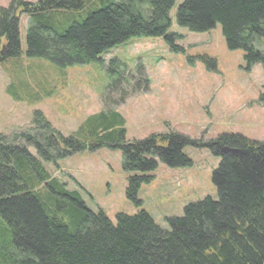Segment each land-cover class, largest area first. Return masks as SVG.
<instances>
[{"label":"trees","instance_id":"trees-1","mask_svg":"<svg viewBox=\"0 0 264 264\" xmlns=\"http://www.w3.org/2000/svg\"><path fill=\"white\" fill-rule=\"evenodd\" d=\"M174 2L11 0L0 8V65L20 55L18 14L31 20L26 54L61 67L98 62L102 53L134 37H162L177 51L176 35L169 32ZM175 22L192 33L219 25L229 50L242 51L248 65L264 69V0H184ZM112 64L120 97L110 102L106 95L103 101L115 107L138 90L129 86L125 69ZM142 81L144 89L148 80ZM112 108L104 106L66 136L38 111L29 128L9 137L0 133V264H264V141L223 133L202 142L165 133L126 142L125 122ZM103 146L121 152L129 175L125 194L135 205L139 187L158 163L188 167L183 148H206L220 160L212 173L217 199L186 205L182 216L165 219L167 230L145 211L118 214L113 224L45 167Z\"/></svg>","mask_w":264,"mask_h":264},{"label":"rangeland","instance_id":"rangeland-1","mask_svg":"<svg viewBox=\"0 0 264 264\" xmlns=\"http://www.w3.org/2000/svg\"><path fill=\"white\" fill-rule=\"evenodd\" d=\"M11 0H0L7 8ZM35 3L37 0H21ZM184 0H175L170 11L169 32L176 35L173 51L162 37H134L100 55V61L61 67L44 57L26 54V36L31 20L19 17L20 55L0 65V133L11 136L30 127L33 112H40L62 135L77 131L90 115L109 106L124 120V140H143L165 133L190 141L206 142L223 133L240 134L264 141V69L248 65L240 50L226 47L221 28L192 33L175 22V12ZM5 40L0 41V48ZM130 78V94L118 106L103 98L120 97L117 68ZM112 69L110 74L108 69ZM148 80L143 89L142 80ZM114 85L107 92V85ZM121 88H125L122 82ZM129 88V87H128ZM35 155V150L29 148ZM191 165L169 168L158 163L141 184L138 205L125 194L128 174L122 169L118 149L100 147L46 163L50 174L70 191H77L86 207L101 211L115 224L116 215L132 216L145 211L162 229L166 218L180 217L186 205L217 199L212 173L219 158L206 148L185 146Z\"/></svg>","mask_w":264,"mask_h":264}]
</instances>
